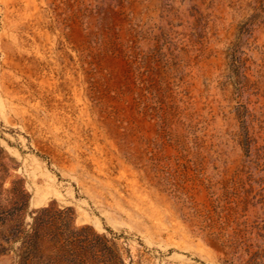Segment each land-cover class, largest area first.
Instances as JSON below:
<instances>
[{
	"label": "rangeland",
	"instance_id": "obj_1",
	"mask_svg": "<svg viewBox=\"0 0 264 264\" xmlns=\"http://www.w3.org/2000/svg\"><path fill=\"white\" fill-rule=\"evenodd\" d=\"M0 144L4 189L132 264L230 263L264 222V0H0ZM214 199L221 252L193 224Z\"/></svg>",
	"mask_w": 264,
	"mask_h": 264
},
{
	"label": "trees",
	"instance_id": "obj_2",
	"mask_svg": "<svg viewBox=\"0 0 264 264\" xmlns=\"http://www.w3.org/2000/svg\"><path fill=\"white\" fill-rule=\"evenodd\" d=\"M12 161L0 144V258L9 256L11 264L133 263L123 233L110 228L101 233L90 224H78L73 207L53 201L30 211V195L22 179L13 180L11 187L4 189ZM217 202L214 199L210 207L195 209L194 216L202 221L200 225L193 224L199 227L207 243L221 252L225 243ZM237 236L231 240V261L225 263L264 264V222L244 223Z\"/></svg>",
	"mask_w": 264,
	"mask_h": 264
}]
</instances>
